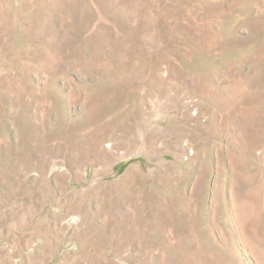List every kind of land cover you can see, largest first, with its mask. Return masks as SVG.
Returning a JSON list of instances; mask_svg holds the SVG:
<instances>
[{
	"label": "rangeland",
	"instance_id": "obj_1",
	"mask_svg": "<svg viewBox=\"0 0 264 264\" xmlns=\"http://www.w3.org/2000/svg\"><path fill=\"white\" fill-rule=\"evenodd\" d=\"M0 264H264V0H0Z\"/></svg>",
	"mask_w": 264,
	"mask_h": 264
}]
</instances>
